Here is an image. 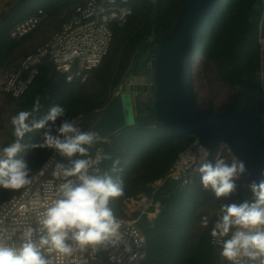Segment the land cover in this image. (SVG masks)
<instances>
[{
	"label": "trees",
	"instance_id": "obj_1",
	"mask_svg": "<svg viewBox=\"0 0 264 264\" xmlns=\"http://www.w3.org/2000/svg\"><path fill=\"white\" fill-rule=\"evenodd\" d=\"M87 1L18 0L9 9L1 11L0 77L46 42L76 5ZM187 3L188 0L131 2L133 10L128 23L115 29L109 54L89 72L87 81L66 83L63 77H57L52 65L46 64L25 94L17 98L6 94L7 102L14 105V114L22 108H30L35 97L39 96L43 106L41 111H46L51 104H62L69 117L84 114L87 118L86 130L91 129L99 112L105 111L113 100L115 88L125 83L130 73L139 71L157 55L160 40L172 32ZM38 9L44 10L47 15L45 20L28 34L12 37L10 32L14 25L34 15ZM50 19L56 20L54 30L44 35V28ZM152 36L154 39L151 41ZM263 39L264 0H222L201 28L189 58L188 82L194 100L197 94L192 85L193 69L202 66L209 71V78L218 79L234 89L242 85L254 92L258 96L257 113L263 118ZM140 61L142 63L139 64ZM152 112L143 115L141 109L135 122L124 127L126 130L122 128L108 136H101L102 141L97 145L102 146L103 152L121 160L125 194L114 201L117 215L138 218L139 225L146 232L148 248L146 261L142 264H226L219 256L218 248L211 245L209 235L211 221L215 219L220 201L216 200L212 208L214 213L208 219L210 223L204 226L203 218L210 211L202 209L215 198L210 192L204 191L198 183L175 186L167 179L161 185L155 184L157 180L165 178L178 152L194 137L179 135L160 126L155 114L150 116ZM10 138L9 133L8 139L2 143ZM38 138L39 132L32 133L26 138V143L35 142ZM51 152L28 148L21 155L37 172ZM110 163L106 161L104 166ZM242 192L240 187L234 197L244 198ZM13 194L0 189V203ZM142 196L149 198L153 204L157 201L161 203L154 220H149L146 213L155 210L154 205L147 211L126 212L127 201Z\"/></svg>",
	"mask_w": 264,
	"mask_h": 264
},
{
	"label": "clouds",
	"instance_id": "obj_2",
	"mask_svg": "<svg viewBox=\"0 0 264 264\" xmlns=\"http://www.w3.org/2000/svg\"><path fill=\"white\" fill-rule=\"evenodd\" d=\"M42 108L37 96L30 108L10 117L11 138L0 143V189L29 190L44 174L21 155L28 148L51 150L63 159L52 165L54 191L40 200L31 222L14 218L9 227L0 221V264H91L95 253L121 244L132 252L114 208L125 194L120 158L100 151L101 134L82 128L62 104ZM37 132L39 138L26 143ZM189 165L201 188L220 201L209 232L219 256L226 264H264V167L250 172L230 149L229 155L193 157ZM241 181L248 195L237 198ZM209 223L203 218L204 226Z\"/></svg>",
	"mask_w": 264,
	"mask_h": 264
},
{
	"label": "built area",
	"instance_id": "obj_3",
	"mask_svg": "<svg viewBox=\"0 0 264 264\" xmlns=\"http://www.w3.org/2000/svg\"><path fill=\"white\" fill-rule=\"evenodd\" d=\"M134 1L143 0H88L84 4L76 5L69 17L46 42L29 52L19 65L8 72L1 87L4 93L15 98L25 94L46 64L52 65L57 77H63L66 83L87 81L89 72L97 68L109 54L115 29L128 23L133 10L131 2ZM45 16L44 10L38 9L34 15L16 23L11 29V36L19 38L28 34L43 22ZM124 87L125 84L120 83L116 94H119ZM75 117L86 130V116L80 113ZM192 136L193 140L178 152L168 174L165 178L157 180L156 185L163 184L167 179L178 186L200 184L198 175L189 165L191 158H203L206 155L210 157L217 154L229 155V149L232 154L237 155L226 142H220L214 149H209L199 136ZM97 148L103 152L102 146ZM62 159L58 154L51 152L37 171L43 169L44 174L37 177L31 189L14 193L0 203V221L9 227L13 226L14 218L31 222L40 200L51 196L54 191L56 181L51 176L52 165ZM240 187L243 189V195L246 196L244 181L240 182ZM156 203L154 212H146L149 220H154L152 217L155 218L161 209V203L159 201ZM120 219L127 232L132 234L131 236L126 232V240L132 252H126L123 244L110 247L95 253L91 264H142L146 261L148 237L139 225V219L128 217H120ZM210 243L217 248L211 237ZM132 253L136 254L134 261L129 259ZM63 264H69V262L64 261Z\"/></svg>",
	"mask_w": 264,
	"mask_h": 264
},
{
	"label": "water",
	"instance_id": "obj_4",
	"mask_svg": "<svg viewBox=\"0 0 264 264\" xmlns=\"http://www.w3.org/2000/svg\"><path fill=\"white\" fill-rule=\"evenodd\" d=\"M221 1L188 0L172 32L160 40L157 55L140 68V75L126 78L128 90L115 102L121 99L122 105L128 104L131 92H154V113L160 126L179 135H197L209 149L226 142L255 173L264 167V119L240 109H198L188 82L189 58L199 32ZM112 105L94 125L95 131L110 119Z\"/></svg>",
	"mask_w": 264,
	"mask_h": 264
},
{
	"label": "rangeland",
	"instance_id": "obj_5",
	"mask_svg": "<svg viewBox=\"0 0 264 264\" xmlns=\"http://www.w3.org/2000/svg\"><path fill=\"white\" fill-rule=\"evenodd\" d=\"M17 1L18 0H0V12L3 10L9 9ZM55 23H56V20L50 19L49 24L46 25L44 28L45 30L43 34L48 35L49 32L54 30L53 25ZM153 39H154L153 36L150 37L151 41ZM262 51L264 54V39L262 40ZM140 63H142V61H140L139 64ZM16 66L11 67L2 77H0V143L8 139V134L11 132V126H10L9 121H10V117L14 114V105L9 103V101L7 102V95L6 93H4L3 88L1 87L3 86V83L5 81V78L8 72L12 70L13 68H15ZM131 68L132 66L129 69ZM208 72L209 71L204 69L202 66L195 67L193 69L194 74H193L192 85L197 94L195 104L198 109H205V108L212 106L214 107L216 111H222L228 107L229 108L235 107V109H238V110L240 109L244 111L257 113L256 100L258 99V96L255 95L254 92L247 90L242 85L238 86L237 89L231 88L229 87V85L222 83L218 79L209 78L210 73ZM131 74L133 73H130L129 75ZM126 90H127V87H125L124 92H126ZM116 92H117V87L112 93V98L114 94H116ZM154 103H155V93L154 92H140L134 95V108L138 115L141 114V109H143V115L149 114L150 111L152 112V110H155ZM154 114L155 113L152 112L150 113V116L153 117ZM263 119H264V115H263ZM124 130L126 129L124 128ZM175 186H177V184H175ZM247 195L248 193L246 194V196ZM216 200H217L216 198H213V200L209 202L207 205H205L202 209V210H205L207 208L210 211V214L206 216L208 219L211 218L212 214L214 213L212 208L214 207ZM156 204H157L156 202L153 204V202L146 196H142L140 198L128 200L126 212L128 214H133L137 212L138 210L147 211L149 210L151 205H154L156 208ZM144 212L145 211H143L142 213ZM152 219H154V217H152Z\"/></svg>",
	"mask_w": 264,
	"mask_h": 264
},
{
	"label": "flooded vegetation",
	"instance_id": "obj_6",
	"mask_svg": "<svg viewBox=\"0 0 264 264\" xmlns=\"http://www.w3.org/2000/svg\"><path fill=\"white\" fill-rule=\"evenodd\" d=\"M147 66V65H146ZM134 74H138L140 75L141 72H140V69L139 71L137 72H134ZM147 73H145L146 75ZM150 74V71L148 72L147 75ZM150 76V75H149ZM125 87H126V84H125ZM125 87L124 89L119 93L117 94V96L115 98H113V100L111 101V103L109 104V106L111 104H113L112 106V110H111V117L110 119L104 123V124H100L98 127H97V130L100 132V133H113L114 131H117V128L119 127V129H122L123 127L125 126H128L129 123L126 121V119L131 115L130 113V103L128 102L125 103L124 105H122V101L121 99H119L117 102H115L116 99H118V97L121 95V94H124L127 92H124L125 90ZM129 100V99H128ZM108 106V107H109ZM107 107V108H108ZM106 108V109H107ZM106 111V110H105ZM104 111V112H105Z\"/></svg>",
	"mask_w": 264,
	"mask_h": 264
},
{
	"label": "crops",
	"instance_id": "obj_7",
	"mask_svg": "<svg viewBox=\"0 0 264 264\" xmlns=\"http://www.w3.org/2000/svg\"><path fill=\"white\" fill-rule=\"evenodd\" d=\"M58 30V29H57ZM152 61V60H151ZM151 61L149 62V63H151ZM123 83V82H122ZM125 84V83H124ZM134 95H136V92H131L130 93V101H128L129 103H130V116L126 119V121L129 123V125H131V124H133L134 122H135V120H136V118H137V112H136V110H135V108H134ZM117 96V94H114V96H113V98H115ZM103 113H104V111L102 112H100V114L98 115V117H97V119H96V121L92 124V126H91V129L92 130H94V125L96 124V122L97 121H99L100 120V118H101V116L103 115ZM104 123V122H103ZM124 128V127H123ZM120 129H119V127L117 128V131H119ZM115 132V131H114ZM100 133V132H99ZM101 134V136H108V135H110V133L108 134V133H105V134H103V133H100ZM112 134V133H111ZM156 218V217H155Z\"/></svg>",
	"mask_w": 264,
	"mask_h": 264
}]
</instances>
